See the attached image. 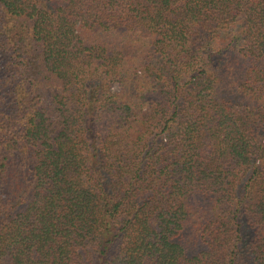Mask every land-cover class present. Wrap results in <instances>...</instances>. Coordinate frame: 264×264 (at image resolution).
I'll use <instances>...</instances> for the list:
<instances>
[{
    "label": "trees",
    "instance_id": "trees-1",
    "mask_svg": "<svg viewBox=\"0 0 264 264\" xmlns=\"http://www.w3.org/2000/svg\"><path fill=\"white\" fill-rule=\"evenodd\" d=\"M0 264H264V0H0Z\"/></svg>",
    "mask_w": 264,
    "mask_h": 264
},
{
    "label": "rangeland",
    "instance_id": "rangeland-1",
    "mask_svg": "<svg viewBox=\"0 0 264 264\" xmlns=\"http://www.w3.org/2000/svg\"><path fill=\"white\" fill-rule=\"evenodd\" d=\"M114 88H115V89H118V84H117V83L115 84V87H114Z\"/></svg>",
    "mask_w": 264,
    "mask_h": 264
}]
</instances>
